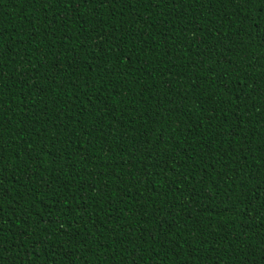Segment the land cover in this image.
Returning <instances> with one entry per match:
<instances>
[{
    "label": "trees",
    "instance_id": "trees-1",
    "mask_svg": "<svg viewBox=\"0 0 264 264\" xmlns=\"http://www.w3.org/2000/svg\"><path fill=\"white\" fill-rule=\"evenodd\" d=\"M0 264H264V0H0Z\"/></svg>",
    "mask_w": 264,
    "mask_h": 264
}]
</instances>
